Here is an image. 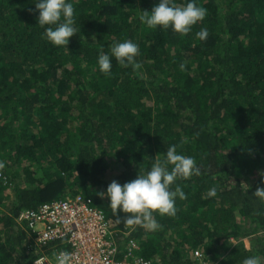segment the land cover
<instances>
[{
  "label": "trees",
  "instance_id": "obj_1",
  "mask_svg": "<svg viewBox=\"0 0 264 264\" xmlns=\"http://www.w3.org/2000/svg\"><path fill=\"white\" fill-rule=\"evenodd\" d=\"M33 2L0 0V264L52 254L17 216L79 195L153 264L264 258V198L255 196L264 188V0H195L207 15L186 36L141 23L160 0H71L77 34L67 47L46 39ZM125 40L139 46L142 69L113 58L104 75L98 56ZM172 145L200 169L177 181L187 198L175 217L154 216L157 231L126 226L101 192Z\"/></svg>",
  "mask_w": 264,
  "mask_h": 264
},
{
  "label": "clouds",
  "instance_id": "obj_2",
  "mask_svg": "<svg viewBox=\"0 0 264 264\" xmlns=\"http://www.w3.org/2000/svg\"><path fill=\"white\" fill-rule=\"evenodd\" d=\"M35 11H38V25L44 29V36L57 47H67L70 38L77 34L76 13L71 0H34ZM207 10L198 6L195 0H187L177 4L175 0H160L151 12L143 11L139 17L141 23L149 28L169 29L181 36L188 35L193 27L202 22ZM208 30L202 28L196 36L204 41ZM139 46L131 40L113 42L108 53L98 56V66L106 76L112 74V60L123 66L131 67L134 72L142 69L138 62ZM183 69V65H181ZM3 164H0V168ZM199 176L200 169L191 156L179 154L176 146L167 148L166 158L156 160L145 172H140L136 179L121 185L113 180L101 196H106L109 206L114 212L125 213L126 226H139L149 231H157L161 225L155 215L175 217L177 214L176 200H185L186 194L177 183L192 176ZM173 186L174 190H173ZM216 188H210L208 197H215ZM256 197L264 198V188H258ZM73 253L62 250L56 254L55 264H73ZM243 264H264V258L252 255L243 260Z\"/></svg>",
  "mask_w": 264,
  "mask_h": 264
},
{
  "label": "built area",
  "instance_id": "obj_3",
  "mask_svg": "<svg viewBox=\"0 0 264 264\" xmlns=\"http://www.w3.org/2000/svg\"><path fill=\"white\" fill-rule=\"evenodd\" d=\"M16 220L26 226L41 250L55 247L52 254L43 251L32 264H55L62 250L73 253V264H153L141 255L136 240L120 244L114 222L80 195L23 210ZM195 257L202 256L196 252Z\"/></svg>",
  "mask_w": 264,
  "mask_h": 264
}]
</instances>
